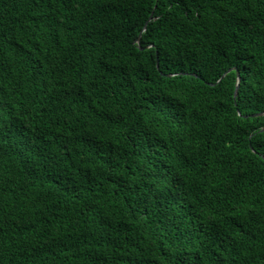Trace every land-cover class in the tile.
<instances>
[{"label": "trees", "instance_id": "trees-1", "mask_svg": "<svg viewBox=\"0 0 264 264\" xmlns=\"http://www.w3.org/2000/svg\"><path fill=\"white\" fill-rule=\"evenodd\" d=\"M263 128L264 0H0V264H264Z\"/></svg>", "mask_w": 264, "mask_h": 264}, {"label": "water", "instance_id": "water-1", "mask_svg": "<svg viewBox=\"0 0 264 264\" xmlns=\"http://www.w3.org/2000/svg\"><path fill=\"white\" fill-rule=\"evenodd\" d=\"M152 19H153V16H151L150 19H149V20L147 21V23L145 24L144 29H143V32L147 29V25H148V23H149ZM140 39H141V34H140V36H139V38H138V40H137L138 43H140ZM157 67L159 68V62L157 63ZM233 70H236V71H237V76H238V82H237V86H236L235 94H234V98L236 99L237 96H238V93H239V88H240V80H241L240 72H239L237 69H230L228 72H226V73L222 76L221 80H222V79H223V78H224L229 72H231V71H233ZM221 80H220V81H221ZM262 115H263V113L253 114L252 117H257V116H262ZM263 131H264V128L261 130V132H263Z\"/></svg>", "mask_w": 264, "mask_h": 264}, {"label": "snow or ice", "instance_id": "snow-or-ice-1", "mask_svg": "<svg viewBox=\"0 0 264 264\" xmlns=\"http://www.w3.org/2000/svg\"><path fill=\"white\" fill-rule=\"evenodd\" d=\"M153 103H159V104H161V105H163L164 103H166V101H153ZM2 173H3V164H2V162H0V175H2ZM0 220H2V217H0Z\"/></svg>", "mask_w": 264, "mask_h": 264}]
</instances>
